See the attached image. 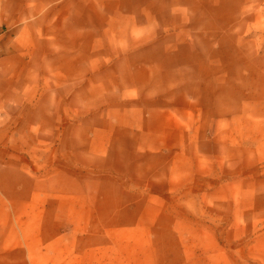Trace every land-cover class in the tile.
Here are the masks:
<instances>
[{
  "label": "rangeland",
  "instance_id": "rangeland-1",
  "mask_svg": "<svg viewBox=\"0 0 264 264\" xmlns=\"http://www.w3.org/2000/svg\"><path fill=\"white\" fill-rule=\"evenodd\" d=\"M123 11L109 8L119 32ZM244 16L240 23L231 0L198 6L194 24L163 31L191 28L185 52L101 59L99 71L84 72L81 104L63 101L74 87L52 88L50 119L41 110L10 118L0 142L19 145L21 163L46 177L53 198L74 193L77 175L90 192L93 171L142 161L117 169L148 174L159 195L141 206V222L100 210L94 223H158L165 264H193L197 242L207 255L238 256L232 264H264V0H248Z\"/></svg>",
  "mask_w": 264,
  "mask_h": 264
},
{
  "label": "crops",
  "instance_id": "crops-1",
  "mask_svg": "<svg viewBox=\"0 0 264 264\" xmlns=\"http://www.w3.org/2000/svg\"><path fill=\"white\" fill-rule=\"evenodd\" d=\"M207 1L0 0V135L7 134L6 120L21 119L23 113L41 110L50 119L52 88L74 87L75 95L63 101L75 97L81 104L77 92L84 72L99 71L101 59L109 65L120 55L185 52L191 28L163 31L174 24H194L198 6L215 8L228 2ZM231 1L234 14L240 11V23L245 22L248 0ZM116 7L124 8L121 32L110 27L115 21L109 8ZM167 44L176 47L153 49ZM19 150V145L0 142V264H165L158 223H94L100 210L109 216L132 213L135 222H141L139 209L159 195L149 189L148 174L117 169L145 168L142 161L128 167L121 163L104 175L93 171L90 192H84L77 175L74 193L53 198L44 187L46 177L29 173L16 154ZM155 212L159 215L158 207ZM57 215H73L74 221L61 223L53 218ZM85 215L93 222H85ZM197 248L193 264L239 261L227 252L207 255L198 242Z\"/></svg>",
  "mask_w": 264,
  "mask_h": 264
}]
</instances>
